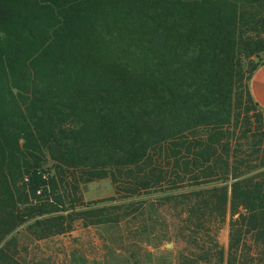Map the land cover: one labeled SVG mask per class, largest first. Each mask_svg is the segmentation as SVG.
I'll return each instance as SVG.
<instances>
[{"label":"trees","instance_id":"1","mask_svg":"<svg viewBox=\"0 0 264 264\" xmlns=\"http://www.w3.org/2000/svg\"><path fill=\"white\" fill-rule=\"evenodd\" d=\"M263 55L264 0H0V264L79 222L69 264H264Z\"/></svg>","mask_w":264,"mask_h":264},{"label":"rangeland","instance_id":"2","mask_svg":"<svg viewBox=\"0 0 264 264\" xmlns=\"http://www.w3.org/2000/svg\"><path fill=\"white\" fill-rule=\"evenodd\" d=\"M263 56L262 61L264 63ZM254 59L259 63V58ZM116 196L115 188L110 179L96 181L83 188V198L86 202L108 200ZM108 204L109 203H106L104 205ZM162 214L166 220L170 221V212L164 210L162 211ZM230 220L231 216L229 215L219 234L220 242L226 248L229 245ZM168 224L169 228H166L165 230L172 235H175L171 223L168 222ZM101 236L102 234L99 229L93 227L86 228L79 222L76 224L75 230L70 236L59 237L46 243L43 242L40 244L39 249H36V246H33L29 250L28 256H26V252L23 251L22 257H24L23 259L27 260L30 264H69L70 253L78 252L83 260L85 259L89 263H93V261H101L105 256L104 243ZM168 244H172V247H167ZM251 244L257 247L255 243L251 242ZM163 249L165 251L173 252L176 255L181 253L183 245L178 238L172 236L164 243Z\"/></svg>","mask_w":264,"mask_h":264},{"label":"crops","instance_id":"3","mask_svg":"<svg viewBox=\"0 0 264 264\" xmlns=\"http://www.w3.org/2000/svg\"><path fill=\"white\" fill-rule=\"evenodd\" d=\"M249 87L254 101L264 110V63L253 74Z\"/></svg>","mask_w":264,"mask_h":264},{"label":"water","instance_id":"4","mask_svg":"<svg viewBox=\"0 0 264 264\" xmlns=\"http://www.w3.org/2000/svg\"><path fill=\"white\" fill-rule=\"evenodd\" d=\"M167 247H172V244H168Z\"/></svg>","mask_w":264,"mask_h":264}]
</instances>
